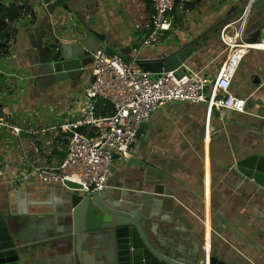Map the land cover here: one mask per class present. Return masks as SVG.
Wrapping results in <instances>:
<instances>
[{
  "label": "crops",
  "instance_id": "0c3cea01",
  "mask_svg": "<svg viewBox=\"0 0 264 264\" xmlns=\"http://www.w3.org/2000/svg\"><path fill=\"white\" fill-rule=\"evenodd\" d=\"M18 1L4 0L16 5ZM93 1L95 7L85 17L90 27L110 35L119 47L139 50L143 57L155 56L156 52L171 49L173 43L186 42L199 35L241 0L188 1L194 7H177L172 13V29L163 42L153 48L141 45L151 24V2L89 0V3ZM34 3L35 15L28 12L21 17H28L29 25L23 23L19 31L15 26L13 28V21L10 31L7 32V28L2 35L9 54L5 57L4 68H0V118L6 110L12 116V123H29L35 128H43L40 125H45L47 117L54 115L48 109L65 110L56 123L67 116L68 101L79 96L91 81V59H88V71L80 80L55 87L47 97L43 96L34 82L35 61L39 55L43 57L45 47L54 49L56 44L48 36L50 21L45 20V13L36 6L38 1ZM89 3L88 7H91ZM129 12V16L122 14ZM59 23L54 20L52 26ZM256 26L249 14L245 31L247 40L255 36ZM59 27L55 28L56 33ZM218 29L202 39L195 55L186 62L193 71L212 77L225 60ZM18 34L21 38L23 35L29 37V40L25 39L26 47L16 53ZM12 37L13 45L10 43ZM257 78L264 80V50H250L242 57L230 86L231 92L246 99L245 113L213 109L206 136L205 103L169 102L151 113L145 122L146 129L131 145L130 156L126 160L115 157L108 182L141 191L149 189L152 195L162 199L159 200L154 226L162 243L186 251L203 242L206 247L219 251L229 262L264 264V194H256L251 190L254 188L243 186L244 181L230 172L232 152L255 145L258 152L264 153V96L262 88L254 83ZM6 132L5 128H0V207L10 205L21 211L32 207L38 211L48 210L53 205L51 194L56 196L57 193L47 190L57 184L43 183L32 177L21 181V164H32L26 139L32 136H22L18 141ZM46 135L43 134L45 139L38 138V141L53 145L58 138L65 141L61 144L67 142L63 137ZM62 148L57 146V149ZM42 159L38 154L37 160ZM23 191L27 192L26 197L21 193ZM25 223L30 232L38 227V221L33 217ZM165 224L172 229L164 231L162 225Z\"/></svg>",
  "mask_w": 264,
  "mask_h": 264
},
{
  "label": "water",
  "instance_id": "95a60500",
  "mask_svg": "<svg viewBox=\"0 0 264 264\" xmlns=\"http://www.w3.org/2000/svg\"><path fill=\"white\" fill-rule=\"evenodd\" d=\"M247 4L257 25L250 41H256L264 29V0H241L192 39L173 43L171 49L156 52L155 56L141 57L139 50L119 47L110 35L90 27L85 20L91 14L87 1L39 0L37 6L45 13V20L50 21L48 36L56 47H45L43 57L39 55L36 59L34 82L41 91L76 83L88 71V59L96 47L119 56L127 64L132 60L152 74L176 70L182 64L187 65L209 32L236 17ZM54 20L60 21L57 33L54 30L58 26H52ZM254 83L262 88L264 96V80L257 78ZM146 127L145 122L139 125L136 138H140ZM231 154L230 172L244 181L243 186L264 194V153L258 152L254 145L243 146ZM80 188L79 184L65 180L48 189L57 194H51L53 205L46 211L1 206L0 264H235L203 242L186 251L162 243L154 229L162 199L152 195L149 189L141 191L112 182L97 191ZM21 193L27 196L26 191ZM47 214H50L48 218ZM31 217L38 221L32 232L24 226ZM162 226L164 231L172 229L168 224Z\"/></svg>",
  "mask_w": 264,
  "mask_h": 264
},
{
  "label": "built area",
  "instance_id": "2783aa9c",
  "mask_svg": "<svg viewBox=\"0 0 264 264\" xmlns=\"http://www.w3.org/2000/svg\"><path fill=\"white\" fill-rule=\"evenodd\" d=\"M37 1L39 3V0H20L17 5L31 6L30 10L35 11L33 5ZM147 1L153 6V15L141 45L153 48L160 45L172 29L176 5L181 7L190 0ZM248 17L249 4L219 27L218 39L223 45L225 60L212 77L193 71L185 64L173 71L152 74L132 60L127 64L119 56L109 55L104 48L96 47L90 56L93 80L70 105L68 103L67 116L62 121L47 128H35L29 123L18 125L12 123V116L3 110L0 128H5L13 139L19 141L25 135L48 132L67 140L64 156L59 161L41 166L21 164V181L32 177L47 184H63L67 180L79 184L83 191L102 190L108 184L114 156L126 160L139 125L169 102L205 103L206 136L213 109L245 113L246 99L231 92L230 86L242 57L250 50H264V29L256 41L245 38ZM99 100L111 105V114H96ZM60 111L59 116H62L65 110Z\"/></svg>",
  "mask_w": 264,
  "mask_h": 264
},
{
  "label": "rangeland",
  "instance_id": "374dc122",
  "mask_svg": "<svg viewBox=\"0 0 264 264\" xmlns=\"http://www.w3.org/2000/svg\"><path fill=\"white\" fill-rule=\"evenodd\" d=\"M3 2H4V0H2ZM123 14V16H129V15H131V13L129 12L128 14L127 13H122ZM121 14V15H122ZM23 23H25V24H27V25H29V18L27 17H25V18H20L19 20H16L15 22H13V28H14V26L20 31V29H21V27H22V25H23ZM8 28L9 29H7L8 31L7 32H9L10 31V29L12 28V24H9L8 25ZM3 38V37H2ZM29 37H25L24 35L22 36V38H21V35L20 34H18L17 35V37H16V42H15V45H16V47L14 48V50H15V52L17 53L18 51H21V50H24V48L26 47V42H24V40L26 39H28ZM29 40V39H28ZM0 41L1 42H4L5 41V38H3L2 40H1V37H0ZM10 43H11V45H13V37L11 38V41H10ZM13 47V46H12ZM8 56V55H7ZM9 60V59H8ZM10 60H14V59H10ZM4 61H6V58L5 57H0V68H4L3 66V64H4ZM51 91V89L50 88H48L47 90H45V91H42V92H40L43 96H46L49 92ZM47 97V96H46ZM68 103H69V105L71 104V100L70 101H68ZM45 111H47V107L45 108ZM48 112L50 113H52V114H54L53 115V117L52 116H50L49 118L47 117V119H46V121H45V125L44 124H41V122H40V127H47V125L46 124H48V123H52L53 121L56 123L57 122V119H58V117H59V115H60V110H53V109H48ZM26 117H28V116H26ZM47 135H46V137L47 136H49L51 133H46ZM44 135H45V133H44ZM44 136H43V133H39V134H36V135H33L31 138H26L29 142H27V144L29 143V145H27L28 146V148L30 149L29 151H30V157H29V161H31V163L32 164H34V165H37V166H41V165H45V164H48L47 163V159H48V157H49V155H50V153H51V151H52V149H53V145L50 143V142H48V143H43L42 141H38V138H40V140L41 139H45V138H43ZM38 142H39V144H38ZM41 142V143H40ZM28 152V151H27ZM23 154V153H22ZM38 154L39 155H41V161H38L37 160V157H38ZM31 158V159H30ZM14 164H16V163H14ZM19 164V163H18ZM1 167H2V165H1Z\"/></svg>",
  "mask_w": 264,
  "mask_h": 264
},
{
  "label": "trees",
  "instance_id": "16d2710c",
  "mask_svg": "<svg viewBox=\"0 0 264 264\" xmlns=\"http://www.w3.org/2000/svg\"><path fill=\"white\" fill-rule=\"evenodd\" d=\"M189 3L190 2H185L182 5L183 9H192L194 7L193 3L190 4ZM177 7L178 5H176V8ZM28 12H30L33 16L35 15V12L31 11L30 7L27 5L18 6L14 3H5L2 0H0V37L4 35L3 33H5V30L8 28V24L6 20L9 22L16 21ZM33 16L32 18H34ZM8 54H9L8 45L0 41V57H7ZM96 114L103 116L111 114V105H109L108 103L102 100H99L96 104ZM82 131H84V129H82ZM62 141L64 140L63 139L60 140L58 138L55 139L53 143V149L47 159L48 164H52L55 161H59L64 156L63 148L65 144H61ZM58 145L63 147L62 150L57 149Z\"/></svg>",
  "mask_w": 264,
  "mask_h": 264
},
{
  "label": "flooded vegetation",
  "instance_id": "af4514ba",
  "mask_svg": "<svg viewBox=\"0 0 264 264\" xmlns=\"http://www.w3.org/2000/svg\"><path fill=\"white\" fill-rule=\"evenodd\" d=\"M89 3V0L87 1ZM91 4V2L89 3V5ZM95 7L94 1L91 4V7H88L90 9V11H92ZM50 47V46H49Z\"/></svg>",
  "mask_w": 264,
  "mask_h": 264
}]
</instances>
